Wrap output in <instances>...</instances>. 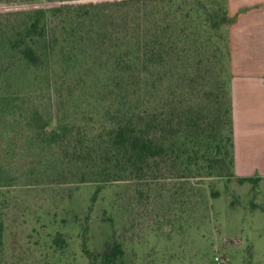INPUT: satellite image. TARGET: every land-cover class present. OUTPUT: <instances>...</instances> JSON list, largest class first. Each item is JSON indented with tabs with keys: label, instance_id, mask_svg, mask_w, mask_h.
Returning a JSON list of instances; mask_svg holds the SVG:
<instances>
[{
	"label": "trees",
	"instance_id": "trees-1",
	"mask_svg": "<svg viewBox=\"0 0 264 264\" xmlns=\"http://www.w3.org/2000/svg\"><path fill=\"white\" fill-rule=\"evenodd\" d=\"M23 1L30 7L6 10L0 21V187L19 174L60 177L95 184V202L104 186L127 180L137 188L146 183L137 189L143 196L166 162L203 160L218 177L233 166L231 77L222 80L223 64L231 66L227 0L224 11L222 0H205L208 6L201 0ZM60 64L66 82L60 99L91 101L64 109L47 99L41 111L29 102L43 99L28 98L56 82ZM76 67L90 78L77 81L79 88L67 81L80 78L71 72ZM15 115L29 128L26 151L12 147L14 135H3L21 124ZM28 154L41 162L42 173H19L17 159ZM2 232L0 222V240ZM84 252L90 254L85 246ZM123 253L114 242L99 257L115 264Z\"/></svg>",
	"mask_w": 264,
	"mask_h": 264
},
{
	"label": "rangeland",
	"instance_id": "rangeland-1",
	"mask_svg": "<svg viewBox=\"0 0 264 264\" xmlns=\"http://www.w3.org/2000/svg\"><path fill=\"white\" fill-rule=\"evenodd\" d=\"M102 1L109 0L71 3ZM201 3L208 6L209 1ZM27 7L30 4L23 0H0V21L5 17L2 12ZM225 7L226 0H222L223 11ZM219 33L224 52L226 33ZM222 70V80L227 83L232 79L231 66L225 63ZM62 72V65H56V82L42 85L40 92L37 88L34 97L28 98L43 102L29 103L41 111L47 99L53 108L59 102L66 109L76 101H83L85 107L91 99H72L71 104L60 99L66 87ZM71 72L81 74L78 80L67 76L73 88L82 87L77 81L83 84L90 79L79 67ZM15 118L21 124L4 130L3 135L6 131L8 136L14 135L17 143L12 147L26 151L23 139L29 128L23 118ZM55 123L53 120L51 127ZM28 155L17 159L19 173H42L38 158ZM184 164H161L143 196L137 189L146 183L139 182L137 188L134 181L127 180L104 186L95 202L91 198L96 186L90 182L28 179L19 174L14 184L0 187V264H103L99 256L114 242L124 252L115 264H264V179L240 182L234 163L223 170V177L210 176L203 160L197 165ZM46 171L53 173L48 167ZM214 192L216 197H212ZM84 246L90 254L84 252Z\"/></svg>",
	"mask_w": 264,
	"mask_h": 264
},
{
	"label": "crops",
	"instance_id": "crops-1",
	"mask_svg": "<svg viewBox=\"0 0 264 264\" xmlns=\"http://www.w3.org/2000/svg\"><path fill=\"white\" fill-rule=\"evenodd\" d=\"M234 173L264 179V0H227ZM251 169V172L247 171ZM257 171V172H256ZM253 175V176H251Z\"/></svg>",
	"mask_w": 264,
	"mask_h": 264
}]
</instances>
